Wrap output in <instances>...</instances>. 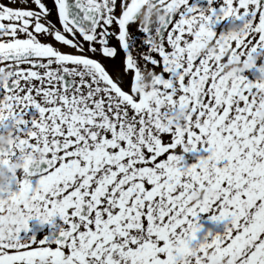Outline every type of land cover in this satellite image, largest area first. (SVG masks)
Masks as SVG:
<instances>
[{"label": "snow or ice", "instance_id": "obj_1", "mask_svg": "<svg viewBox=\"0 0 264 264\" xmlns=\"http://www.w3.org/2000/svg\"><path fill=\"white\" fill-rule=\"evenodd\" d=\"M0 264H264V0H0Z\"/></svg>", "mask_w": 264, "mask_h": 264}]
</instances>
